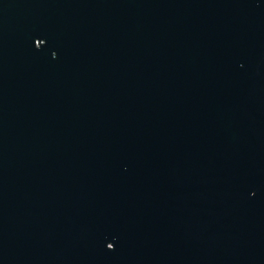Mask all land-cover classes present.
Returning <instances> with one entry per match:
<instances>
[{
  "label": "water",
  "instance_id": "obj_1",
  "mask_svg": "<svg viewBox=\"0 0 264 264\" xmlns=\"http://www.w3.org/2000/svg\"><path fill=\"white\" fill-rule=\"evenodd\" d=\"M0 264H264V0H0Z\"/></svg>",
  "mask_w": 264,
  "mask_h": 264
}]
</instances>
